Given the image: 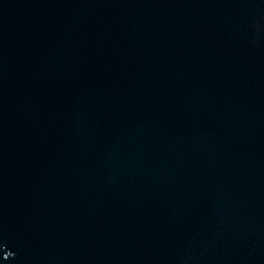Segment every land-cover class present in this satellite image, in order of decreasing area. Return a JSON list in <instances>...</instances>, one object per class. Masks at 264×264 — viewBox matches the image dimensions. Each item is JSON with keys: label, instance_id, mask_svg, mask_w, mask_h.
Listing matches in <instances>:
<instances>
[{"label": "water", "instance_id": "water-1", "mask_svg": "<svg viewBox=\"0 0 264 264\" xmlns=\"http://www.w3.org/2000/svg\"><path fill=\"white\" fill-rule=\"evenodd\" d=\"M0 264H264V0H0Z\"/></svg>", "mask_w": 264, "mask_h": 264}]
</instances>
